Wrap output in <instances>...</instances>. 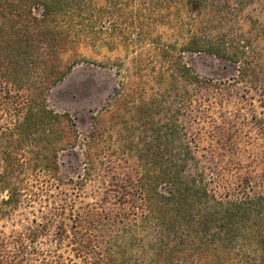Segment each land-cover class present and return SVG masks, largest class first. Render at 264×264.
<instances>
[{
    "label": "trees",
    "instance_id": "trees-1",
    "mask_svg": "<svg viewBox=\"0 0 264 264\" xmlns=\"http://www.w3.org/2000/svg\"><path fill=\"white\" fill-rule=\"evenodd\" d=\"M88 1L0 0V264H227L235 252L242 264H257L251 253L264 257V192L230 197L210 188L179 119L186 105L168 98L182 83H201L180 56L169 60L173 83L158 100L125 108L114 92L116 112L101 107L84 136L68 113L48 106V93L72 70L62 55L74 40L63 24ZM252 1L168 0L160 8L169 19L158 16L156 24L184 41L164 49L250 65L264 35L255 20L249 31L240 27L239 13ZM124 111L150 124L144 148L132 141ZM116 127L128 149L111 148ZM63 151L81 158L74 176L60 172ZM82 195L92 200L76 208ZM25 209L32 218L5 234L6 222Z\"/></svg>",
    "mask_w": 264,
    "mask_h": 264
},
{
    "label": "rangeland",
    "instance_id": "rangeland-1",
    "mask_svg": "<svg viewBox=\"0 0 264 264\" xmlns=\"http://www.w3.org/2000/svg\"><path fill=\"white\" fill-rule=\"evenodd\" d=\"M167 1L89 0V4L81 6L71 17V24H63L71 29L74 40L62 55L72 70L50 90L48 106L68 113L77 131L84 136L90 129L91 117L100 112L101 107L108 103L116 112L114 92L120 93L125 108L129 104L158 100L173 83L168 74L169 60L180 56L181 62L200 78L201 83H182L168 98L186 105L179 119L193 141L192 147L200 157L210 188L216 195L230 197L246 189L264 192V35L257 36L259 47L248 54L250 65L232 63L206 53L164 49L169 44L180 46L184 41L181 35L176 36V30L156 24L168 11L167 6L160 8ZM263 5L264 0H254L239 13V24L244 32L249 31L252 20L264 26ZM170 11V19L174 20L177 17L174 7ZM33 13L38 17L41 9L36 8ZM164 19L169 18L165 15ZM161 49L169 50L164 58ZM189 98L193 100L188 108ZM163 103L168 105L167 101ZM124 113L127 131L135 136L132 141L144 148L145 135L151 133L150 124L141 120L142 114L131 117L127 111ZM114 119L108 117V126ZM116 129L118 127L110 130L113 135L109 142L111 148L114 151L128 149L131 142L119 141ZM75 152L80 155L78 149ZM77 153H59L62 176H74L79 171L81 158ZM89 190L88 185L85 194ZM82 196L74 200L76 208L92 200ZM31 218L28 210H19L2 230L8 234ZM61 250L65 256L70 253L66 246ZM251 257L257 264H264V257L256 251ZM239 258L235 252L232 262L227 261V264H242Z\"/></svg>",
    "mask_w": 264,
    "mask_h": 264
}]
</instances>
